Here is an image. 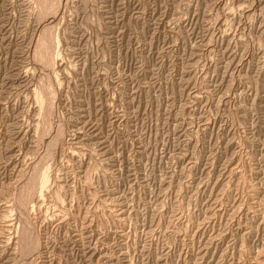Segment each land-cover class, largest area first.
Here are the masks:
<instances>
[{"label": "rangeland", "instance_id": "rangeland-1", "mask_svg": "<svg viewBox=\"0 0 264 264\" xmlns=\"http://www.w3.org/2000/svg\"><path fill=\"white\" fill-rule=\"evenodd\" d=\"M0 264H264V0H0Z\"/></svg>", "mask_w": 264, "mask_h": 264}]
</instances>
